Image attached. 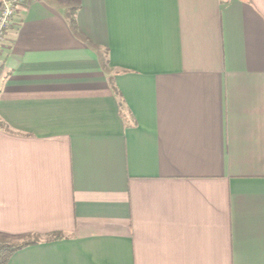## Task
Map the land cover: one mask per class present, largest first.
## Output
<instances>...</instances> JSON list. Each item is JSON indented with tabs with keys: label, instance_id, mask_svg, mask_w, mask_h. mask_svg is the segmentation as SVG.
I'll return each mask as SVG.
<instances>
[{
	"label": "crops",
	"instance_id": "1",
	"mask_svg": "<svg viewBox=\"0 0 264 264\" xmlns=\"http://www.w3.org/2000/svg\"><path fill=\"white\" fill-rule=\"evenodd\" d=\"M0 123L7 264H264V0H21Z\"/></svg>",
	"mask_w": 264,
	"mask_h": 264
},
{
	"label": "trees",
	"instance_id": "2",
	"mask_svg": "<svg viewBox=\"0 0 264 264\" xmlns=\"http://www.w3.org/2000/svg\"><path fill=\"white\" fill-rule=\"evenodd\" d=\"M74 14L75 11L73 10H69L67 13V19L71 27H74L75 25ZM113 93L117 98H120L118 91L114 87H113ZM0 127H2L1 123H0ZM60 237L61 235L59 233H55L49 235L48 240H57ZM40 241L41 238L38 235L22 238L18 242H11L7 239L0 238V264H7L13 253L25 247L35 245Z\"/></svg>",
	"mask_w": 264,
	"mask_h": 264
},
{
	"label": "built area",
	"instance_id": "3",
	"mask_svg": "<svg viewBox=\"0 0 264 264\" xmlns=\"http://www.w3.org/2000/svg\"><path fill=\"white\" fill-rule=\"evenodd\" d=\"M21 0H0V50L5 33L17 13Z\"/></svg>",
	"mask_w": 264,
	"mask_h": 264
},
{
	"label": "rangeland",
	"instance_id": "4",
	"mask_svg": "<svg viewBox=\"0 0 264 264\" xmlns=\"http://www.w3.org/2000/svg\"><path fill=\"white\" fill-rule=\"evenodd\" d=\"M19 240H21V239H19ZM19 240H9V241H11V242H18Z\"/></svg>",
	"mask_w": 264,
	"mask_h": 264
}]
</instances>
